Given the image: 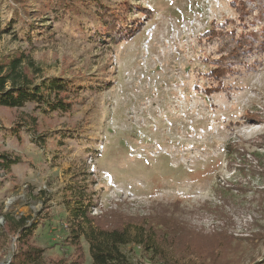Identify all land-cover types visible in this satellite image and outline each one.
Here are the masks:
<instances>
[{
    "label": "rangeland",
    "instance_id": "rangeland-1",
    "mask_svg": "<svg viewBox=\"0 0 264 264\" xmlns=\"http://www.w3.org/2000/svg\"><path fill=\"white\" fill-rule=\"evenodd\" d=\"M39 1L0 61L73 87L68 111L0 107V155L15 162H0V264L24 247L7 232L22 219L40 264H91L84 238L66 242L82 200L137 242L140 225L162 235L159 255L123 248L134 264H263L264 0H87L78 13ZM103 8L117 30L87 15Z\"/></svg>",
    "mask_w": 264,
    "mask_h": 264
},
{
    "label": "trees",
    "instance_id": "trees-1",
    "mask_svg": "<svg viewBox=\"0 0 264 264\" xmlns=\"http://www.w3.org/2000/svg\"><path fill=\"white\" fill-rule=\"evenodd\" d=\"M34 0H0V8L4 3L8 5V10L12 11V17L8 23H5L0 13V42L8 32L9 27L19 25L28 14L29 4ZM37 2V0H35ZM12 3V5L10 4ZM43 6L42 11L49 12L52 8H58L64 12H75L87 5V0H40L39 5ZM98 4H100L98 2ZM19 8V9H18ZM86 10V9H85ZM86 12V11H85ZM86 14V13H85ZM87 15L96 20H100L101 27L117 30L116 25L120 23L110 13H106L105 8L98 13ZM124 26V24L122 25ZM31 28L20 29L22 38H31ZM22 61L19 58H12L0 61V107L13 109L24 108L27 104H36L46 109L45 111H68L69 104L64 102V95L72 89L69 82L63 80H44L40 84H35L21 68ZM20 130L12 128L11 135L19 136ZM0 162L5 163L7 167L15 162H10L7 156L0 155ZM80 208H75L72 217L69 219L70 235L66 242L67 246L71 245L80 249L82 238L89 245V254L91 264H134L132 259L124 252V247L130 245H142L147 253L159 255L162 253L164 246L167 245L162 235L153 228H147L146 225L138 226L140 231V241H136L131 235L129 228H110L101 225L97 218L91 216L90 208L85 206L82 200ZM26 220L7 225V232L11 229L19 233L20 252L14 256L10 264H40L43 252L28 245V240L32 237L35 227L26 226ZM85 224L88 225L86 230ZM6 226V227H7ZM83 255L81 253L69 264H83ZM163 264H179L180 261L171 262L169 259L159 260ZM206 264V263H203ZM214 264V262H213ZM264 264V263H263Z\"/></svg>",
    "mask_w": 264,
    "mask_h": 264
}]
</instances>
